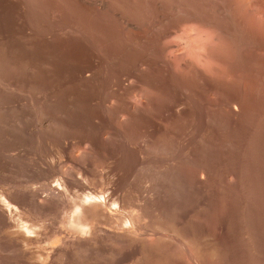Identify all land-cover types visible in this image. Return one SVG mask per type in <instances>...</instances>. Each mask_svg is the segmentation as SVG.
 <instances>
[{
    "label": "rangeland",
    "instance_id": "rangeland-1",
    "mask_svg": "<svg viewBox=\"0 0 264 264\" xmlns=\"http://www.w3.org/2000/svg\"><path fill=\"white\" fill-rule=\"evenodd\" d=\"M0 264H264V0H0Z\"/></svg>",
    "mask_w": 264,
    "mask_h": 264
},
{
    "label": "bare ground",
    "instance_id": "bare-ground-1",
    "mask_svg": "<svg viewBox=\"0 0 264 264\" xmlns=\"http://www.w3.org/2000/svg\"><path fill=\"white\" fill-rule=\"evenodd\" d=\"M52 249V248H51Z\"/></svg>",
    "mask_w": 264,
    "mask_h": 264
}]
</instances>
